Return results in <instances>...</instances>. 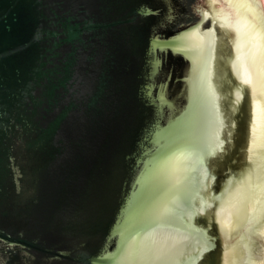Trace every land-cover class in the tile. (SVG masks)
Here are the masks:
<instances>
[{"label": "water", "instance_id": "obj_1", "mask_svg": "<svg viewBox=\"0 0 264 264\" xmlns=\"http://www.w3.org/2000/svg\"><path fill=\"white\" fill-rule=\"evenodd\" d=\"M198 1L169 34L160 0H0V264H199L203 212L217 264H264V0ZM219 30L254 110L252 174L220 199ZM169 56L188 62L173 97Z\"/></svg>", "mask_w": 264, "mask_h": 264}, {"label": "flooded vegetation", "instance_id": "obj_2", "mask_svg": "<svg viewBox=\"0 0 264 264\" xmlns=\"http://www.w3.org/2000/svg\"><path fill=\"white\" fill-rule=\"evenodd\" d=\"M198 2V0H160L162 7L160 20L165 23L160 30L173 34L186 26L195 24L201 18V7ZM202 28L203 30L208 29L209 23L206 22ZM217 41L213 80L218 98V124L216 126V145L218 147H216L217 152L211 157L209 156L210 154L204 151L202 158H204V166L206 168L204 181L207 180V184L210 175L213 176V190H218L217 194L220 199L225 194H222V187L231 179L238 178L246 173L247 175L252 174L248 169L251 164L248 157L249 145L252 143L251 124L254 121V110L252 108L250 88L246 84L243 88H238L241 79L233 67L232 61L235 59L233 43L228 37L226 38L222 30L218 31ZM186 68H188V62L182 57H163L160 65L161 70L156 80L158 85L160 82L169 81L167 92L170 97L182 91L183 83L180 81L176 82L175 78L180 76V74L182 75L183 70ZM237 91L240 92V96H237ZM206 128L208 129L207 126ZM206 137H208V134ZM199 222L207 242L209 240L214 241L213 245L202 252L199 264H217L222 247L221 243L223 242L221 231L216 223L210 219L208 213L203 212L200 215ZM210 223L213 224L215 229L212 236L209 235ZM250 234L253 237V241L256 240V235L261 236L253 230H250ZM242 238L246 242L244 235H242ZM233 239H236V237Z\"/></svg>", "mask_w": 264, "mask_h": 264}]
</instances>
